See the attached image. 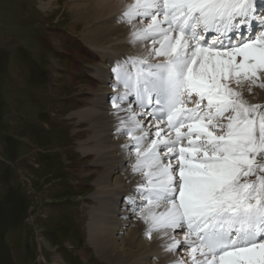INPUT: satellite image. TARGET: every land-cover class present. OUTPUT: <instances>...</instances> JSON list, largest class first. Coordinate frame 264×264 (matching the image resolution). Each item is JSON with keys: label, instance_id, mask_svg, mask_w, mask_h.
I'll use <instances>...</instances> for the list:
<instances>
[{"label": "snow or ice", "instance_id": "6c2138e0", "mask_svg": "<svg viewBox=\"0 0 264 264\" xmlns=\"http://www.w3.org/2000/svg\"><path fill=\"white\" fill-rule=\"evenodd\" d=\"M116 19H139L133 39L164 58L112 70L116 131L143 177L128 207L169 252L187 248L174 264H264V105L241 90L264 88V0H133Z\"/></svg>", "mask_w": 264, "mask_h": 264}, {"label": "rangeland", "instance_id": "374dc122", "mask_svg": "<svg viewBox=\"0 0 264 264\" xmlns=\"http://www.w3.org/2000/svg\"><path fill=\"white\" fill-rule=\"evenodd\" d=\"M66 2L44 9L41 0H0V264H112L88 238L101 174L81 150L91 134L87 125L70 115L90 97L81 86L91 85L96 70L88 64L95 59L82 37L84 22ZM106 43L112 54L120 53L118 60L131 56ZM114 85H120L115 76ZM244 88V98L260 96L257 86ZM130 190L124 186L104 205L121 207ZM183 251L175 253L187 260Z\"/></svg>", "mask_w": 264, "mask_h": 264}, {"label": "bare ground", "instance_id": "6f19581e", "mask_svg": "<svg viewBox=\"0 0 264 264\" xmlns=\"http://www.w3.org/2000/svg\"><path fill=\"white\" fill-rule=\"evenodd\" d=\"M41 1L42 7L49 9L55 0ZM132 2L133 0H67L66 2L75 14L76 20L84 22L82 37L93 50L90 56L95 59V62L88 64V69L96 70L91 77V85L81 86L83 91L86 90L90 94V97L83 100L84 108L76 109L70 115V117L78 118V125H87L85 129L91 134L86 135L85 140L81 141V150L86 157H92L93 172L101 174L97 177L96 183L99 190L95 198V207L91 211L88 238L96 246L99 255L112 264H173L172 261L179 259L180 256L176 255L175 251L169 252L167 247L165 248L169 243V237L165 238L162 233L158 232H154L151 238L147 237L144 234L147 232V225L140 218L139 208H137L139 211L137 212L136 209L133 214L126 202L121 207L114 205L112 207L114 211H111L109 205H104L109 195L122 193L124 186L126 189H132L134 185H139L143 178L142 175L132 172L131 165L135 161L134 150L127 157L123 154L128 150V136L126 134L121 136V133L116 131L119 126L117 117L124 118L127 115L125 112L118 113L112 106L113 94L123 91L121 85L110 86L114 77L113 68L120 67L116 64L120 53L112 54L113 49L107 50L106 47L109 44L106 42L112 41L114 48L118 49L114 52L131 53L130 57L128 55L125 57L128 61L132 58L148 59L147 49L152 48V44H147L149 41L134 40L131 35L133 24L139 27L141 21L137 19L128 23L127 21L118 22L116 19ZM114 34L118 36L113 38ZM118 41L119 43L123 41V43L118 44ZM163 59V57L156 56L148 60L154 63ZM124 67L130 68V64H125ZM73 79L71 80L74 82ZM243 86H245L244 89H248L247 84ZM258 88L260 96L254 98L256 101L243 96L249 104L264 101V91ZM127 106V102L121 104V107ZM134 110L139 111L140 109L136 106ZM111 129H115L114 133H110ZM121 144L125 145L123 150L120 147ZM112 181L115 185L110 183ZM122 183L125 185L121 186ZM114 230L118 231L116 232L117 237ZM180 233H183L182 230ZM171 235L175 233L170 231L169 236ZM178 236L175 235L176 239L180 240V235ZM181 236L182 239L183 234ZM177 250L179 248L176 252ZM151 251L153 254L148 255ZM182 254H187V252L183 251Z\"/></svg>", "mask_w": 264, "mask_h": 264}]
</instances>
